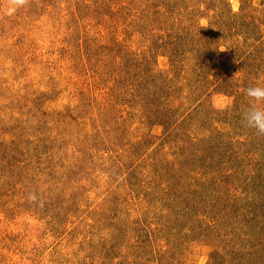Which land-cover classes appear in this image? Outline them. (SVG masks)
Listing matches in <instances>:
<instances>
[{"label":"rangeland","instance_id":"rangeland-1","mask_svg":"<svg viewBox=\"0 0 264 264\" xmlns=\"http://www.w3.org/2000/svg\"><path fill=\"white\" fill-rule=\"evenodd\" d=\"M10 7L0 264H264V0Z\"/></svg>","mask_w":264,"mask_h":264},{"label":"clouds","instance_id":"clouds-1","mask_svg":"<svg viewBox=\"0 0 264 264\" xmlns=\"http://www.w3.org/2000/svg\"><path fill=\"white\" fill-rule=\"evenodd\" d=\"M26 3L27 0H10L12 7L8 10L9 14L16 7ZM244 93L249 98L250 106L241 113V121L245 127L253 129L258 136H264V87L251 86L244 89Z\"/></svg>","mask_w":264,"mask_h":264},{"label":"trees","instance_id":"trees-1","mask_svg":"<svg viewBox=\"0 0 264 264\" xmlns=\"http://www.w3.org/2000/svg\"><path fill=\"white\" fill-rule=\"evenodd\" d=\"M179 51V49H177Z\"/></svg>","mask_w":264,"mask_h":264}]
</instances>
